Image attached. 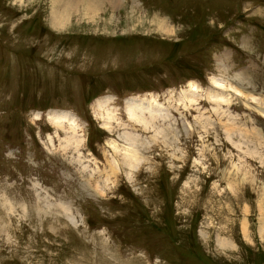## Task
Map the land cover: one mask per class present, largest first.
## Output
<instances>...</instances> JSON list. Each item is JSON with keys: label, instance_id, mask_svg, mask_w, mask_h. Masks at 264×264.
Masks as SVG:
<instances>
[{"label": "rangeland", "instance_id": "374dc122", "mask_svg": "<svg viewBox=\"0 0 264 264\" xmlns=\"http://www.w3.org/2000/svg\"><path fill=\"white\" fill-rule=\"evenodd\" d=\"M116 4L0 0V264H264V0Z\"/></svg>", "mask_w": 264, "mask_h": 264}, {"label": "bare ground", "instance_id": "6f19581e", "mask_svg": "<svg viewBox=\"0 0 264 264\" xmlns=\"http://www.w3.org/2000/svg\"><path fill=\"white\" fill-rule=\"evenodd\" d=\"M103 2L108 3V5L112 8L117 6V4H116L117 0H104V1L103 0H52L53 8H52L51 16L49 18L48 23L53 28L65 27V25L67 24V22L69 20V17L72 15L71 13H77L78 12L85 17L90 13H94L96 11H99L101 9V6H102L99 4H101ZM79 5H80V8H78ZM81 6H83V7L81 8ZM214 84L217 85V83L215 81H214ZM208 95H209V97H212L211 94H208ZM140 101H138L136 99H128L124 102V112L126 113L127 117L129 118V121H131V122L137 121V122H139V124L141 122V123H143L144 126H145V124H147V125L151 124L152 125L154 122L157 121V118H155V116L164 118V116L168 115V114H166L165 109H162V107H160V104L155 99H152L151 102L148 101L146 103L144 101H143L144 103L142 101L141 102ZM111 102H112L111 98H104V99L98 100L96 102L97 108L101 111H104V116L106 118V121L104 122V126L106 128L107 127L109 128L111 121L116 120L115 115H117V110L109 108L111 105ZM145 113L148 114L147 115L148 117H146ZM48 118H49V121L57 129L58 128L64 129L63 128L64 123H66V124L68 123V126H70V129L69 128L67 129V131H68L67 134H70V135H68L66 138V144L73 147V149H75V148L77 149L79 146V140L77 138H75V134L78 130V125L76 123V120L69 113H66L63 111L50 113ZM117 125H118V123H117ZM123 136L127 137V139L129 138L128 135H123ZM82 142H83V140H82ZM80 144H81V141H80ZM137 148L136 149L132 148V149L137 150ZM129 151H128V153H129ZM130 153L132 154V156L128 157L127 161H129V162L126 165H129L130 169H135V167H136L135 164L138 162L139 159L138 160L135 159V156H133L134 152L133 153L130 152ZM126 158H125V160H126ZM245 228H246V226L243 225L242 229H243L244 233H245ZM224 245H229V243L224 241Z\"/></svg>", "mask_w": 264, "mask_h": 264}]
</instances>
